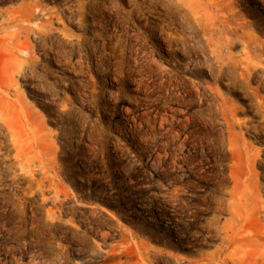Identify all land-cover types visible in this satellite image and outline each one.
<instances>
[{
  "label": "rangeland",
  "instance_id": "rangeland-1",
  "mask_svg": "<svg viewBox=\"0 0 264 264\" xmlns=\"http://www.w3.org/2000/svg\"><path fill=\"white\" fill-rule=\"evenodd\" d=\"M0 264H264V0H0Z\"/></svg>",
  "mask_w": 264,
  "mask_h": 264
},
{
  "label": "bare ground",
  "instance_id": "bare-ground-1",
  "mask_svg": "<svg viewBox=\"0 0 264 264\" xmlns=\"http://www.w3.org/2000/svg\"><path fill=\"white\" fill-rule=\"evenodd\" d=\"M19 60V59H18ZM20 61V60H19ZM13 70V69H12ZM17 70V69H16Z\"/></svg>",
  "mask_w": 264,
  "mask_h": 264
}]
</instances>
